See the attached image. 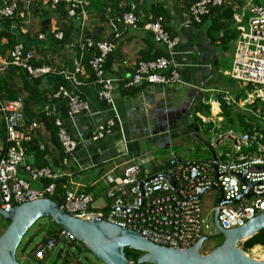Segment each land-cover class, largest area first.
<instances>
[{
	"label": "crops",
	"instance_id": "obj_1",
	"mask_svg": "<svg viewBox=\"0 0 264 264\" xmlns=\"http://www.w3.org/2000/svg\"><path fill=\"white\" fill-rule=\"evenodd\" d=\"M83 1L87 14L83 20L76 21L67 16L65 4L58 7L46 0H0V8L11 2L19 5L14 17L0 19V103L22 100L25 124L40 125L31 140L21 145L25 161L19 176L26 178L25 165L61 169L62 184L91 194L95 200H104L105 206L109 203L105 197L108 187L105 176L111 172L116 176L122 174L129 163L126 153L142 154L148 160L143 164L141 178L144 179L165 171L164 164L172 161L208 160L226 150L216 142L217 136L234 129L222 113V95L228 92L239 101L247 98L242 93L233 95L228 88V81L233 80L229 73L239 37L233 22L234 9L221 7L231 10L232 18L226 15L229 12L218 11L202 24L189 25L187 12L199 0ZM246 1L240 0L237 12L242 13L241 9L245 8L248 16L250 7ZM254 3L264 6L261 0ZM157 5L169 14L165 26L179 40L172 59L180 82L171 86H130L129 78L139 62L153 61L159 53L168 57L165 47L146 29L147 16L154 14L153 8ZM130 11L141 17L140 28L117 27L123 37L117 40L114 19ZM246 20L244 18V23ZM58 33H63L62 40L56 38ZM81 35L115 44L114 52L104 65L107 76L114 79L112 107L98 99L95 76L87 60L79 57L77 42ZM18 43L34 52L32 66H47L58 73L32 79L26 70L13 65L10 52ZM78 64L84 69L81 77L84 84L76 91L89 103L91 112L69 119L67 101L53 99L52 93L60 86H67L60 73L71 72ZM33 84L36 91L32 89ZM239 87L245 86L240 84ZM206 94L209 96L205 97ZM46 110L52 111L54 116L46 117ZM56 117L62 119L72 137L80 142L70 166L61 162L62 148L54 141ZM109 120L115 122L113 134L100 142H91V128ZM4 126L0 111V158L6 149ZM239 127L240 132L246 130L244 125ZM205 132L210 135L211 143L201 141L200 134ZM196 139L202 144L195 143ZM201 153L206 157H201ZM41 184L32 183V187L46 186L44 181ZM2 221L0 217V226ZM49 257L47 254L44 261Z\"/></svg>",
	"mask_w": 264,
	"mask_h": 264
},
{
	"label": "built area",
	"instance_id": "obj_2",
	"mask_svg": "<svg viewBox=\"0 0 264 264\" xmlns=\"http://www.w3.org/2000/svg\"><path fill=\"white\" fill-rule=\"evenodd\" d=\"M46 1L53 6L67 5V16L72 20L81 21L87 14L83 0ZM246 4L250 7L248 16L245 15V8L241 9L242 13L237 12L241 7L240 0H199L189 8L186 21L189 25L202 24L203 18L210 15L212 9L233 8V22L238 28L239 37L234 48L233 68L229 75L239 84L254 89L264 87V6L255 4L254 0H248ZM18 7L17 2L3 5L0 8V19L14 17ZM244 18L247 19L246 23ZM147 20L146 29L165 47L168 57L139 62L129 78V85L171 86L179 83L180 77L172 59L178 38L173 37L165 28L164 18L149 14ZM141 22V17L132 11L116 16L114 38L123 39L117 27L135 30L140 28ZM56 38L62 40L63 33L56 34ZM77 46L81 60L90 57L88 66L95 76L98 99L112 107L114 79L107 76L104 65L107 57L114 52L115 44L81 35ZM34 57V52L21 43L16 44L10 52L11 63L26 70L32 79L58 73L47 66H32ZM83 71L82 65L78 64L71 72H61L60 75L67 86H60L52 93L53 99L63 98L67 101L69 119L91 112L89 103L76 91L84 84L81 78ZM69 87H72V90H69ZM222 100L227 107L240 108L247 115L245 131L236 133L230 130L217 136L216 142L226 150L208 160L179 163L168 172L163 171L144 179L141 178L143 164L148 160L142 157V154L126 153L129 163L122 174L116 176L111 172L105 176L108 185L105 197L108 204L95 207L96 200L91 194L74 190L63 183L66 200L62 207L79 219H106L111 224L138 233L154 245L187 250L206 234H216L212 221L216 206L206 214L202 198L209 192H216L215 189H221L227 203L220 207V225L225 230L243 227L264 211V93L261 89H255L254 93L239 101L225 92ZM0 111L4 118L8 143L0 158V208L10 212L28 202L54 196L57 190L55 182L41 188H33L32 183L41 184L44 180L61 181L64 174L61 169L25 165L23 171L26 178H21L19 170L25 161L21 145L31 140L40 125L25 124L22 100L0 103ZM45 115L54 116L53 112L48 110ZM54 122L59 142L66 155L63 165L70 166L80 142L72 137L61 118L56 117ZM114 128L115 122L112 120L94 126L90 130L91 142H100L112 135ZM244 174L246 182L253 185V196L250 199H242L238 204H232L233 200L248 189L240 180ZM169 177L174 180V185ZM75 241L69 232L58 230L34 252V257L44 260L47 254L57 248L59 242L68 245Z\"/></svg>",
	"mask_w": 264,
	"mask_h": 264
},
{
	"label": "water",
	"instance_id": "obj_3",
	"mask_svg": "<svg viewBox=\"0 0 264 264\" xmlns=\"http://www.w3.org/2000/svg\"><path fill=\"white\" fill-rule=\"evenodd\" d=\"M180 161L164 164V170L170 171ZM245 175L240 180L248 189L232 204L253 196L252 184H248ZM174 185V180L169 177ZM219 198L216 204L213 225L216 234L202 237L187 250L165 248L143 239L138 233L109 223L106 219L83 220L69 214L51 198H41L20 205L6 212L0 208V217L9 225L0 235V264H24L17 260V253L29 231L42 219L50 218L58 226L69 232L76 241L85 246V252L92 253L103 264H133L125 250L141 253L137 264H264V261L249 257L240 243L264 232V211L248 221L243 227L225 230L218 221L220 207L226 204L223 191L215 189ZM205 190L202 191L204 193ZM200 196H198L199 198ZM223 240L222 245L211 253H201L205 243L211 240Z\"/></svg>",
	"mask_w": 264,
	"mask_h": 264
},
{
	"label": "rangeland",
	"instance_id": "obj_4",
	"mask_svg": "<svg viewBox=\"0 0 264 264\" xmlns=\"http://www.w3.org/2000/svg\"><path fill=\"white\" fill-rule=\"evenodd\" d=\"M261 1L264 4V0H261ZM241 85H243V84H241ZM239 86H240V84L238 82H235L233 80L228 81V88L230 89V91L233 95H236L238 93H242L243 97L246 98L249 94L254 93L255 89H261L262 92L264 93V87L263 86H259V87L254 88V89L247 87V86H245V87H239ZM208 96H209V94L205 95V97H208ZM235 122H236V120H235ZM232 126H233V129L236 133H239L241 131V127H239L238 123H236ZM200 137H201L200 138L201 141H204L205 143L206 142L211 143V137L206 132L201 133ZM201 141L199 139H196L195 143L200 144ZM204 142H203V146H205ZM190 154L193 156V153H190ZM201 157H206V154L201 153ZM218 198H219V195L216 192H209L205 196H203L202 204H203L204 212L206 214L211 211L213 206H216ZM104 204H105L104 200H96V202L94 203V206L95 207H102ZM50 220H52V219H50V218L42 219L29 231L28 235L23 240L22 245L20 246L18 253H17V260L19 262L24 263V264H34V263H32V261H30V256L32 255V253L36 252L38 250V248L41 246V243H42L41 240L44 237V232L39 228V226L42 224L45 225ZM212 221H213V217H212ZM2 223H3V221H2ZM2 223H1V226H2ZM1 226H0V235L4 231V228ZM205 236L209 237L208 234H206ZM221 241L222 240L216 239V240H211L210 242L205 243L201 253L203 255H207V254L211 253L215 248H217L221 244ZM243 243L239 244V247L241 249H243ZM65 246L68 248H66ZM61 249L64 250V253H66V252L69 253L68 261H66L65 264H103L101 261H99L97 258H95V256L92 253L85 252V246L78 241H76V243L72 244L71 246H70V244H68V246H67L64 243L59 242L57 248L53 252H51L50 257L48 259H46L45 264H61V262L58 258V252ZM245 253L249 257H253L256 260L260 259V261H264V246H257L254 249H252L251 251H248ZM77 254H79V255L76 256ZM80 256H82V259H79Z\"/></svg>",
	"mask_w": 264,
	"mask_h": 264
},
{
	"label": "trees",
	"instance_id": "obj_5",
	"mask_svg": "<svg viewBox=\"0 0 264 264\" xmlns=\"http://www.w3.org/2000/svg\"><path fill=\"white\" fill-rule=\"evenodd\" d=\"M59 9H60V11L62 13L61 7ZM226 10L227 9H222V8H214V9H212L211 14L203 18V22H204V20L207 17L212 16L215 12L218 14V11L219 12L220 11H224V13L225 12H229L226 15L229 18H232V11L229 10V9L227 11ZM153 12H154V15L156 17H162V18H164V20L169 17V14L163 9V7L161 5L155 6V8H153ZM164 26H165V22H164ZM165 28L168 30V27L165 26ZM0 41H1V38H0ZM9 47H12V45L9 46ZM0 49H2L1 44H0ZM162 55L163 54H161V53L156 54L154 60H157L158 58H161ZM163 56H165V54ZM89 58L90 57H88V56L85 58L87 60V62H88ZM107 59H108V57H107ZM35 85L36 84H33L32 85V89L36 91ZM33 101L35 102V100H33ZM203 107H205V105ZM208 111H210V107L209 106H208ZM222 113L225 116V120H226L227 124H229L231 127H232V125L236 124V122H237L239 125H244L245 128H247L246 125H245V119H246L247 115L245 113H239L237 108H234V107L229 108L225 104H223L222 105ZM235 120H236V122H235ZM4 131L6 132V127L5 126H4ZM53 134H54V141L56 142V144L58 146L60 145V147L62 148L60 142H58L59 141V138H58V130L56 129ZM5 141H6V148H7V145H8V143H7V135H6ZM61 157H62L61 158V162H63V160L66 158V155H65V152H64L63 148H62V156ZM53 182L56 183L57 190H56L55 195L52 196L51 199L54 202H56L57 204H59L60 206H64L65 200H66V191L62 187V185H63L62 184V181H60V180L59 181H51V180H46L45 181L44 180V183H45L46 186L50 185ZM8 225H9L8 223H5L3 221L2 227L4 228V230H5V228ZM39 228L44 232V237L41 240V242H42L41 245L45 244L47 242V240L51 236H54L58 230H62L63 229L62 227H60L56 223H54L52 220H50L49 222H47L45 225L44 224L40 225ZM74 243H76V241ZM74 243H72V244H74ZM222 243H223V240L221 241V244L220 245H222ZM72 244H70V246ZM65 245H67V244H65ZM257 246H264V232H262V233H260V234H258L256 236H254L250 240L244 242L243 243V250L245 252H248V251H251L252 249H254ZM66 248H68V247H66ZM125 252H126L127 256L129 257V259L133 262V264H137L138 259L141 256V253L138 252V251L131 250V249H126ZM30 261H32V263H34V264H44L42 262L43 260L36 259L34 257V255H33V257L32 256L30 257Z\"/></svg>",
	"mask_w": 264,
	"mask_h": 264
},
{
	"label": "flooded vegetation",
	"instance_id": "obj_6",
	"mask_svg": "<svg viewBox=\"0 0 264 264\" xmlns=\"http://www.w3.org/2000/svg\"><path fill=\"white\" fill-rule=\"evenodd\" d=\"M82 252H83V251H82ZM72 255H73V254H72ZM78 255H79V254H77L76 256H78ZM82 256H83V255H82ZM82 256H80L79 259H82ZM58 258H59L61 264H65L66 261H68L69 253H68V252L64 253V250L61 249V250L58 252ZM43 263L45 264V261H43Z\"/></svg>",
	"mask_w": 264,
	"mask_h": 264
},
{
	"label": "bare ground",
	"instance_id": "obj_7",
	"mask_svg": "<svg viewBox=\"0 0 264 264\" xmlns=\"http://www.w3.org/2000/svg\"><path fill=\"white\" fill-rule=\"evenodd\" d=\"M262 259H263V258H262ZM262 259H261V260H262ZM258 260H260V259H258Z\"/></svg>",
	"mask_w": 264,
	"mask_h": 264
}]
</instances>
